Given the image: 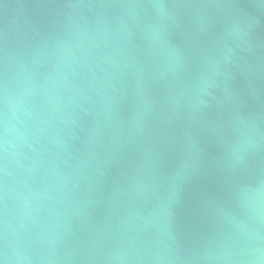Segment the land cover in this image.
Segmentation results:
<instances>
[{"label": "water", "instance_id": "obj_1", "mask_svg": "<svg viewBox=\"0 0 264 264\" xmlns=\"http://www.w3.org/2000/svg\"><path fill=\"white\" fill-rule=\"evenodd\" d=\"M0 264H264V0H0Z\"/></svg>", "mask_w": 264, "mask_h": 264}]
</instances>
